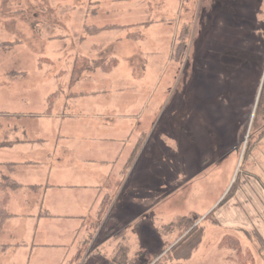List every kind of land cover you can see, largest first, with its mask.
Listing matches in <instances>:
<instances>
[{
  "label": "rangeland",
  "instance_id": "obj_1",
  "mask_svg": "<svg viewBox=\"0 0 264 264\" xmlns=\"http://www.w3.org/2000/svg\"><path fill=\"white\" fill-rule=\"evenodd\" d=\"M78 55L119 62L72 84ZM263 84L264 0H0V140L90 116L116 168L89 227L33 246L16 215L0 264H264Z\"/></svg>",
  "mask_w": 264,
  "mask_h": 264
},
{
  "label": "crops",
  "instance_id": "obj_2",
  "mask_svg": "<svg viewBox=\"0 0 264 264\" xmlns=\"http://www.w3.org/2000/svg\"><path fill=\"white\" fill-rule=\"evenodd\" d=\"M112 25L130 26L133 24ZM47 109L41 115L52 116L53 111L47 113ZM0 113L15 114L14 111H1ZM89 118L90 116H83L77 121L82 125L80 129L63 130L60 128L54 131L55 138L53 144L50 145L46 136L42 134L34 138L1 140L9 143L0 146V158L6 156L10 159L0 161V183L16 182L20 186L13 188L9 185L6 187L0 185V200L5 193L10 195L9 210L13 197L25 195L23 197L26 199L25 207L19 213L9 210L11 216L0 232V251L5 253L14 245L3 241L1 233L16 215L23 217V220L11 226L14 231L12 233L18 236L20 243L29 242L33 246L39 245L38 238L42 239L47 232H64V229H56V225L74 223L70 229H67L70 234L80 231L82 226L89 227L87 218L100 200L101 191L103 192L106 185L104 182L116 172L115 166L107 169L102 164L111 162L113 158L107 155L108 150L105 145H102V139L101 142H96V135L101 132H97L98 130L93 128L90 121L84 120ZM24 167L30 170L20 177L18 174L22 173L21 168ZM104 198L106 195L100 200L98 214ZM27 202H29L28 207ZM79 220H81V225L74 227L78 223L75 221ZM28 221L32 223L31 229L27 227ZM20 224L22 225L20 229L13 228ZM26 232H30L32 236L27 241ZM42 244L46 243L40 242V245Z\"/></svg>",
  "mask_w": 264,
  "mask_h": 264
},
{
  "label": "trees",
  "instance_id": "obj_3",
  "mask_svg": "<svg viewBox=\"0 0 264 264\" xmlns=\"http://www.w3.org/2000/svg\"><path fill=\"white\" fill-rule=\"evenodd\" d=\"M148 22H145V24H147ZM109 27H116V25L113 26H106V27H97V26H88L87 30L88 33H96V32H100L102 29L105 28H109ZM138 34L136 33H130L129 36L130 37H137ZM182 38H183V34H182ZM184 45L183 42L181 41L180 44H178V49H181L180 46ZM119 62V59L117 57H100L97 59H92L86 55H78L76 57L75 60V64L73 67V75H72V79H71V83L75 84L80 78L81 75L84 74L85 71H91V70H96V69H102L103 71H111L114 66H116ZM58 95V92L53 93L49 96L48 98V109H47V113H51L52 109H53V104H54V99L55 97ZM264 103V84L262 87V91H261V98H260V103L258 105V109H257V114H259V112L262 110V105ZM253 105V103H252ZM9 142L7 141H1L0 140V146L2 145H7ZM0 185L3 186H11L13 188H17L20 185L16 182H12V183H0ZM9 200H10V195L8 193H5L2 196V199L0 200V232L2 231L7 219L11 216V213L8 210V204H9ZM116 219L114 216H110L109 219ZM74 259V258H72ZM71 262L67 263L70 264Z\"/></svg>",
  "mask_w": 264,
  "mask_h": 264
}]
</instances>
